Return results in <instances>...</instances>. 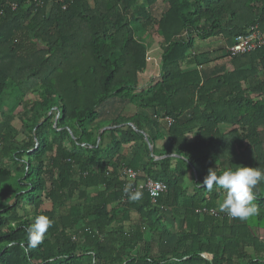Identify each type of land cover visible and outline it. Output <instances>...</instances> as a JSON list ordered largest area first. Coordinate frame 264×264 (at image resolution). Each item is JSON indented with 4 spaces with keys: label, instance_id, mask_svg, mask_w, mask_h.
<instances>
[{
    "label": "trees",
    "instance_id": "obj_1",
    "mask_svg": "<svg viewBox=\"0 0 264 264\" xmlns=\"http://www.w3.org/2000/svg\"><path fill=\"white\" fill-rule=\"evenodd\" d=\"M253 25L264 0H0V264H264V181L243 221L200 185L264 169V45L226 49ZM212 42L232 70L200 52ZM38 215L53 224L33 248Z\"/></svg>",
    "mask_w": 264,
    "mask_h": 264
},
{
    "label": "clouds",
    "instance_id": "obj_2",
    "mask_svg": "<svg viewBox=\"0 0 264 264\" xmlns=\"http://www.w3.org/2000/svg\"><path fill=\"white\" fill-rule=\"evenodd\" d=\"M262 181H264V169L243 165L235 169L228 168L222 173L210 168L200 185L209 191L213 190V185L223 189L225 198L219 204V210L231 218L243 221L259 214L258 205L253 203L256 200L254 189ZM125 192L132 201L140 200L143 195L140 190L132 191L131 185L125 188ZM52 224L53 220L47 215H38L27 229L29 245L33 248L38 246Z\"/></svg>",
    "mask_w": 264,
    "mask_h": 264
},
{
    "label": "built area",
    "instance_id": "obj_3",
    "mask_svg": "<svg viewBox=\"0 0 264 264\" xmlns=\"http://www.w3.org/2000/svg\"><path fill=\"white\" fill-rule=\"evenodd\" d=\"M16 4H12V8L15 9ZM264 45V34L261 32L260 28L257 25H253L249 28L247 34L239 35L235 38L233 44L227 47V52L231 56L246 54L256 50L257 48ZM169 121L171 119L168 118ZM124 174L131 178L136 179L139 177L140 172L132 169L126 168ZM140 190H144L150 196L152 202H156L164 192H166L167 187L161 181H156L153 179H145L138 185ZM197 213H211L215 216H219V211L215 209L200 208L196 210ZM82 232V231H80Z\"/></svg>",
    "mask_w": 264,
    "mask_h": 264
},
{
    "label": "rangeland",
    "instance_id": "obj_4",
    "mask_svg": "<svg viewBox=\"0 0 264 264\" xmlns=\"http://www.w3.org/2000/svg\"><path fill=\"white\" fill-rule=\"evenodd\" d=\"M166 7H167V5H166L163 1H158V2L154 5V7H153V14H154V16H156L157 18L160 17V15L163 13V11L166 9ZM218 46H219V44H216L215 42H212V44H210V45H205V44H204V45H203V48L200 50V52H206L207 55H208V53H209V56H207V58L212 59V60H213L212 62H214V64H215V63H223L222 61H221V62H219V61L221 60L220 57H221V58H224V57H222V56L225 55V51L222 50V49H218V48H216V47H218ZM221 65H222V64H221ZM222 66H224L225 69H227V67H226L225 65H222ZM3 111H4V112H7L8 109H7V108H3ZM131 111H132V109H131L129 112H131ZM12 124H13L14 127H19V121H18V119H15V120L12 122ZM222 128H223L222 130H224L225 127H222ZM226 128H227V127H226ZM260 133H261V137H262V139H264V126L260 128ZM22 139H24V135L20 134V135L18 136V140H22ZM222 201H223V199H221V200L218 202V204H217V208H218V210H219V204H220ZM50 208H51V203H49V202L45 203V204L41 207L42 210H45V209L47 210V209H50ZM249 251H251V250H249Z\"/></svg>",
    "mask_w": 264,
    "mask_h": 264
},
{
    "label": "crops",
    "instance_id": "obj_5",
    "mask_svg": "<svg viewBox=\"0 0 264 264\" xmlns=\"http://www.w3.org/2000/svg\"><path fill=\"white\" fill-rule=\"evenodd\" d=\"M217 64H221V63H213L212 64V66H214V65H217ZM226 67H227V70L229 71V70H232V66L230 65V64H226L225 65ZM119 107H121V104L120 103H118V102H115V103H109L108 105H107V107H106V114H107V116L109 117V116H112V114H114L117 110H118V108ZM133 108L135 109V107L133 106ZM132 108H131V106H127L126 107V110L128 111V110H131ZM222 127H225L224 129H228V125H224V126H222ZM227 127V128H226ZM223 129V128H222ZM164 143H165V141L163 140V141H159L158 143H157V145H156V147L157 148H159V149H161V147L164 145ZM125 153H127L128 152V149L127 148H125V151H124ZM157 159H159L160 157H156ZM146 161H147V159H146ZM139 172H141V170L139 171Z\"/></svg>",
    "mask_w": 264,
    "mask_h": 264
},
{
    "label": "water",
    "instance_id": "obj_6",
    "mask_svg": "<svg viewBox=\"0 0 264 264\" xmlns=\"http://www.w3.org/2000/svg\"><path fill=\"white\" fill-rule=\"evenodd\" d=\"M100 139V138H99ZM150 150H152V146H150Z\"/></svg>",
    "mask_w": 264,
    "mask_h": 264
}]
</instances>
